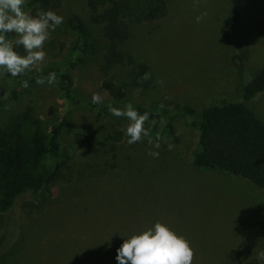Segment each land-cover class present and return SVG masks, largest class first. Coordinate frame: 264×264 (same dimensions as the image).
I'll list each match as a JSON object with an SVG mask.
<instances>
[{
	"label": "rangeland",
	"instance_id": "374dc122",
	"mask_svg": "<svg viewBox=\"0 0 264 264\" xmlns=\"http://www.w3.org/2000/svg\"><path fill=\"white\" fill-rule=\"evenodd\" d=\"M85 1L65 0L64 21L50 32L45 59L37 66L72 74V92L82 103L66 102L56 80L23 87L24 80L0 73V129L30 107L48 126L66 118L73 131L88 125L95 130V138L83 145L62 130V151L71 156L64 178L52 186L45 208L28 214L26 202L32 198L25 194L0 214V236L6 235L0 256L20 257L18 264H118L116 250L124 240L159 221L190 242L193 264H264V189L194 166L191 152L199 132L187 125L194 117L169 106L172 118L159 122L155 135L145 127L148 136L131 145L122 131L127 118L98 117L97 105L112 98L102 88L99 66L79 62L84 54L75 48L76 34L66 23L73 13L84 15ZM24 10L30 14L28 7ZM201 13L206 15L197 22ZM7 37L12 46L18 38L14 32ZM129 45L138 60L151 66L155 84L130 93L123 108L153 109L173 101L201 111L242 101L248 75L264 68V0H171L168 15L135 27ZM244 52L247 74L235 62ZM115 72L125 80L124 69ZM93 94L100 95V103H92ZM249 107L264 122V92ZM168 123L174 135L164 130ZM117 130L116 141L111 136Z\"/></svg>",
	"mask_w": 264,
	"mask_h": 264
},
{
	"label": "trees",
	"instance_id": "16d2710c",
	"mask_svg": "<svg viewBox=\"0 0 264 264\" xmlns=\"http://www.w3.org/2000/svg\"><path fill=\"white\" fill-rule=\"evenodd\" d=\"M64 3L65 0H29L23 7H28L32 16L47 10L60 15ZM170 4L171 0H86L83 16L73 13L68 17L67 26L77 37L75 48L84 54L79 62L99 66L103 74L102 88L112 98L108 104L97 105L98 117L112 115L110 107L123 109L121 102L130 93L154 86L151 66L135 57L129 43L135 27L165 18ZM235 22L237 25V20ZM12 47L17 54H26L22 45L14 43ZM246 58L245 52L235 56V62L245 74ZM77 65L72 63V66ZM115 69H124L125 80L118 77ZM49 72L55 73L58 88L66 102L70 105L83 102L72 92V74L60 68L31 70L16 77L0 69L2 76L28 83L46 78ZM145 72L150 74L148 79H143ZM263 92L264 68L248 75L242 101L208 106L201 111L173 101L164 102L153 109L138 104L134 106L138 113H147L144 127H150L151 135L158 132L159 122L172 118L169 117V106L184 117H194L187 123L199 132L198 143L191 152L194 166L209 172L242 177L264 189V122L249 107V103ZM12 94L17 98L16 89ZM169 124L164 130L169 129L174 135ZM64 129L72 134L76 145L89 143L95 138L91 125L81 131H73L63 118L58 124L48 126L36 117L30 107L15 114L10 124L0 129V214L11 211L25 194L32 198L26 202L28 214L48 205L52 186L64 178L63 173L71 160V156L62 151L60 133ZM119 135L121 132L117 130L111 137L117 141ZM46 192L48 196L45 202L40 201L39 198L45 197ZM5 241L6 235H1L0 253ZM15 249L18 252L19 248ZM14 260L7 254L0 256V264L20 263V257Z\"/></svg>",
	"mask_w": 264,
	"mask_h": 264
},
{
	"label": "clouds",
	"instance_id": "9594fccd",
	"mask_svg": "<svg viewBox=\"0 0 264 264\" xmlns=\"http://www.w3.org/2000/svg\"><path fill=\"white\" fill-rule=\"evenodd\" d=\"M25 0H0V69L13 77L23 75L34 68L39 71L38 65L45 59L44 44L50 37V32L60 26L64 17L52 10L40 11L36 16L24 10ZM206 13L196 17L200 22ZM14 32L18 37L16 44L22 45L25 55L21 56L14 51L9 42L7 33ZM149 73L143 74V79L149 78ZM55 73L49 72L46 78H38L37 84L52 85ZM23 87H28L26 80ZM92 103L101 102L99 94H93ZM109 111L115 117H125L129 124L123 133L128 137L127 143L134 144L148 136V129L144 127L147 113L140 114L131 104L123 109L110 107ZM158 147L159 145H154ZM158 156L157 152H150ZM115 257L118 264H193L194 250L190 242L179 235L167 224L157 221L152 227L124 240L116 250ZM264 259V253L261 254Z\"/></svg>",
	"mask_w": 264,
	"mask_h": 264
}]
</instances>
